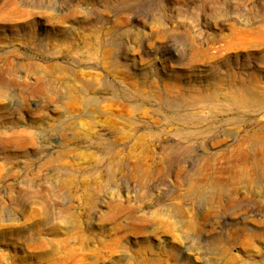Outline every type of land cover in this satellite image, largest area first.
<instances>
[{
    "label": "rangeland",
    "instance_id": "374dc122",
    "mask_svg": "<svg viewBox=\"0 0 264 264\" xmlns=\"http://www.w3.org/2000/svg\"><path fill=\"white\" fill-rule=\"evenodd\" d=\"M234 91L264 0H0V264H264Z\"/></svg>",
    "mask_w": 264,
    "mask_h": 264
},
{
    "label": "bare ground",
    "instance_id": "6f19581e",
    "mask_svg": "<svg viewBox=\"0 0 264 264\" xmlns=\"http://www.w3.org/2000/svg\"><path fill=\"white\" fill-rule=\"evenodd\" d=\"M223 101L236 112L246 111V113L259 114L263 112L264 108V97L261 93L234 91L232 95H228ZM238 145H247L249 147V152L244 153V156L248 159V163L244 164L245 168H252L258 160L261 163L264 162V137L261 135L247 137Z\"/></svg>",
    "mask_w": 264,
    "mask_h": 264
}]
</instances>
